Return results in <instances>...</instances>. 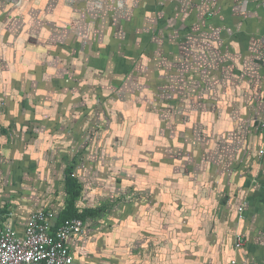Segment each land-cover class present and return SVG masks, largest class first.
Returning a JSON list of instances; mask_svg holds the SVG:
<instances>
[{
  "label": "rangeland",
  "instance_id": "1",
  "mask_svg": "<svg viewBox=\"0 0 264 264\" xmlns=\"http://www.w3.org/2000/svg\"><path fill=\"white\" fill-rule=\"evenodd\" d=\"M196 3L0 0V185L23 187L32 203L52 199L58 213L72 164L80 205L108 212L98 236L123 238L116 246L124 263L144 252L183 259L202 240V253L213 257L212 248L227 253L243 233L233 218L244 222L237 191L186 187L202 170L196 155L208 158L215 143L207 127L218 101L204 60H183ZM200 128L210 137L203 145L182 138L199 142ZM260 209L244 212L247 225ZM245 234L252 237L250 227Z\"/></svg>",
  "mask_w": 264,
  "mask_h": 264
},
{
  "label": "crops",
  "instance_id": "2",
  "mask_svg": "<svg viewBox=\"0 0 264 264\" xmlns=\"http://www.w3.org/2000/svg\"><path fill=\"white\" fill-rule=\"evenodd\" d=\"M196 8L194 14L197 19V28L192 29L193 25H189L187 17L189 33L185 39L186 41L191 38L188 43L193 49L191 48L183 55V60L185 65L199 64L201 58L204 60L205 72L212 84L215 85L218 101L211 110L213 120L209 123L210 127H207L210 129L211 136L215 138L212 140L215 143L211 144L213 147L207 153L208 158L204 150L200 155H196V160H201L200 168L202 170L197 172L196 181L191 184L187 182L186 187L196 185L199 191L206 192L207 190V192L218 196L225 192V189H230V193L237 191L236 193L243 200L239 202L244 205V210L239 211V218H243L244 222L235 218V210L233 218L240 227L239 230L237 226V230L243 232H239V234L243 236L245 245L238 250L237 254L235 250L237 231L231 250L227 253L223 250L219 251L220 244H218V247L215 246L211 249L214 250L211 252L213 257L209 254L205 256L202 253L203 246L209 244L202 240L199 242V246L203 245L196 251L185 249L186 252L183 250V259L163 261L160 257L167 258L172 256L171 253L164 256L159 252L156 254L144 252L146 255L142 261H139L141 259L139 255L126 254L128 260L124 263V257H121L117 247L119 242L123 243V238L121 237L118 242L114 236L107 238V234H103L106 237L105 240L98 236L101 227L98 226L108 221L106 220L108 212H103L101 217L86 222L88 228L83 235L71 240L74 264H154V262L155 264H204L205 261L207 264H215V260L217 264H221L223 261L230 264L236 255L245 264H264V223H262L264 211H261L264 205V0H197ZM198 18L202 19L198 20ZM194 52H196V56L192 57ZM202 96L204 95L202 94ZM216 115H221V118ZM207 128H200L195 132L198 140L202 138L199 142H189V136L187 138L182 136V138L193 146L203 145L204 138H210L206 134ZM202 130H204V135H202ZM211 156L212 160H210ZM69 166L73 165H67L64 171L65 179ZM210 174L214 179L207 181ZM220 178H225V181ZM212 186L214 188L211 190ZM4 188L0 185V231L12 223L20 231H23L26 221L33 211L50 209L57 213L56 210L59 209H56V206L59 205H56L57 202H53L52 199L47 202L41 201V203L38 201L36 203L29 202L25 198L26 191L23 187L18 189L13 187L7 191ZM83 197L84 194L77 202L79 209H96L88 205H80ZM66 199L65 192V205H62V210L67 204ZM244 199L250 205H246ZM229 201L230 199L225 198L224 203L227 204ZM48 202L49 204L46 205ZM252 205L261 208L257 212V216L260 218L257 217L253 226L246 224L248 219L246 220L244 213ZM243 213L244 216H242ZM57 223L58 219L55 229ZM249 227L252 236L250 238L245 234ZM94 228L96 230H93L94 232L91 234L90 231ZM134 230L132 231L136 233ZM110 235L112 234L110 233ZM98 238L100 241L96 242L95 240ZM152 258L153 261L150 260ZM149 261L150 263H148Z\"/></svg>",
  "mask_w": 264,
  "mask_h": 264
},
{
  "label": "built area",
  "instance_id": "3",
  "mask_svg": "<svg viewBox=\"0 0 264 264\" xmlns=\"http://www.w3.org/2000/svg\"><path fill=\"white\" fill-rule=\"evenodd\" d=\"M243 210L244 205L240 207ZM57 219L55 211L39 209L29 215L23 231L13 223L7 225L0 231V264H74L71 240L86 232L87 223L75 218L55 229ZM244 245L243 236L237 234V254ZM230 264L245 263L236 255Z\"/></svg>",
  "mask_w": 264,
  "mask_h": 264
},
{
  "label": "trees",
  "instance_id": "4",
  "mask_svg": "<svg viewBox=\"0 0 264 264\" xmlns=\"http://www.w3.org/2000/svg\"><path fill=\"white\" fill-rule=\"evenodd\" d=\"M65 192L67 194L66 206L58 215L57 227H60L67 220L81 219L85 222L88 220H95L103 213V207L98 209H79L77 202L82 197L84 189L78 176L75 175L73 166L67 169L65 179Z\"/></svg>",
  "mask_w": 264,
  "mask_h": 264
},
{
  "label": "clouds",
  "instance_id": "5",
  "mask_svg": "<svg viewBox=\"0 0 264 264\" xmlns=\"http://www.w3.org/2000/svg\"><path fill=\"white\" fill-rule=\"evenodd\" d=\"M240 208V207H239ZM239 211H240V209H239Z\"/></svg>",
  "mask_w": 264,
  "mask_h": 264
}]
</instances>
